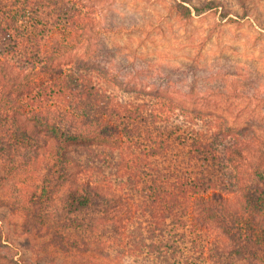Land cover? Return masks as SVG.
Instances as JSON below:
<instances>
[{"label":"trees","instance_id":"16d2710c","mask_svg":"<svg viewBox=\"0 0 264 264\" xmlns=\"http://www.w3.org/2000/svg\"><path fill=\"white\" fill-rule=\"evenodd\" d=\"M184 1L180 18L224 8ZM128 26L81 0H0V168L42 242L25 256L0 223V264H264L250 83L109 41Z\"/></svg>","mask_w":264,"mask_h":264},{"label":"rangeland","instance_id":"374dc122","mask_svg":"<svg viewBox=\"0 0 264 264\" xmlns=\"http://www.w3.org/2000/svg\"><path fill=\"white\" fill-rule=\"evenodd\" d=\"M81 1L93 5L101 17L109 14L115 20L120 18L130 24L128 32L108 34L112 43L130 42L136 53L170 65H180L197 56L203 65H209L219 75L248 81L250 86L245 94L256 103L255 114L264 115V0H243V4L242 0H218L223 3V9L194 13L189 19L180 18L172 10V5L182 0ZM204 1L185 0L184 3L202 5ZM45 77L46 73H34L30 79ZM3 170L0 168L1 178L2 175L7 177ZM8 179L1 180L3 222L0 223L6 239L28 256L31 249L40 247L42 242L36 234H20L24 229L19 215L20 193ZM18 187L22 190L24 186L19 183Z\"/></svg>","mask_w":264,"mask_h":264}]
</instances>
